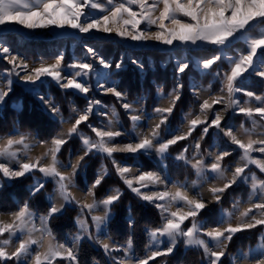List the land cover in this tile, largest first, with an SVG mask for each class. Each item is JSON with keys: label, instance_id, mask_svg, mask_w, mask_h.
I'll return each mask as SVG.
<instances>
[{"label": "snow or ice", "instance_id": "snow-or-ice-1", "mask_svg": "<svg viewBox=\"0 0 264 264\" xmlns=\"http://www.w3.org/2000/svg\"><path fill=\"white\" fill-rule=\"evenodd\" d=\"M86 9L95 10L102 15L93 16ZM141 25L145 27L142 28ZM7 26H20L30 31L70 28L85 34L93 31L114 33L122 39L154 40L168 46H172L174 42L193 48L212 46L217 51L211 58L202 60L200 67L205 70L212 69L218 61L226 59L228 69L223 72V86L220 89L226 95L211 97V102L204 99L199 105V115L189 119L193 113L185 114L188 131L181 134L178 130H169V138L166 139L162 135L161 126L168 123V117L180 100L182 85H177L167 94L171 106L156 107L155 116L149 117H159V123L148 134H137L126 143H115L116 138L125 135L114 127L119 123V114L115 107L110 114L101 113L107 118V123L97 126L88 121L94 110L101 106V101L89 100L83 110L72 107L71 111L75 116L65 120L59 107L41 96L46 110L54 116L59 115L60 123H70L71 127L66 133H57L50 141H35L34 137L19 129L0 136V176L14 180L40 173L41 178L36 179L31 189L32 196L45 190L46 183L50 182L54 186L53 192L48 196L47 210L42 214L35 212L28 201L20 204L15 211L0 212V216L10 217V221L0 219V264H56L58 260L79 264L77 244L85 236L99 245L113 264H150L159 257L171 255L181 243L186 248L202 251L203 259L208 264H222L228 245L237 233L264 226V177L254 170L264 173V139L259 138L264 136V94L245 91L237 84L244 73L264 78V0H106V3L101 0H0V28ZM153 27L156 30L149 31ZM239 41H243L246 47L237 57L222 55L234 42ZM88 52L95 55L92 48ZM0 53L5 55L11 65V69L4 70L6 83L0 87V103L12 91L11 77H20L21 72L25 73L22 77L25 83H35L41 77H51L63 89H74L85 95L90 91L83 78L94 71L92 63L77 62L68 65V68L74 70L68 76L63 74L62 57L54 63H41L39 67L29 70L28 63L11 54L9 47L0 44ZM99 63L104 68L111 67L103 59ZM116 67L120 68L121 65L117 64ZM188 68L189 63L183 61L178 64L177 71L184 73ZM216 75L220 77L221 73L217 71ZM105 91L121 102V107L129 114L134 129L139 126L141 116L135 114L137 110L133 103L128 102L127 94L116 86L108 87ZM240 92L249 99L241 101L236 98L235 94ZM252 100L256 102L255 107L250 104ZM216 104H223L225 111L232 109L243 114L246 120L240 123L239 130H242L246 140L239 138V130L234 125L221 124L223 117L219 111L212 112L213 118L209 120L207 113ZM246 123H250L251 127H246ZM81 125H87L94 136L81 131ZM198 128L200 140L209 134L210 128L223 133L240 150L239 160L242 163L230 165L225 162L235 151L228 148L217 152L208 162L213 154L202 152L201 144L197 140L191 155L188 154L189 148L185 147L175 157L195 171L198 180L189 184L187 181L181 183L173 180L161 171H142L114 156V153H155L163 161L171 154L172 146L188 140ZM257 129H260L259 133ZM254 135L257 138L254 139ZM74 136L79 137L83 154L79 155L75 163L71 159L64 162L61 159V150ZM36 146L47 147L42 155L33 157L30 153ZM253 153H260L261 156L257 158ZM90 155H99L111 161L116 174L127 188L142 201L159 210L161 223L158 227L148 229L150 243L143 256H135L131 238L125 244L117 245L109 234L102 231V226L110 218L111 207L122 195L120 189L116 188L105 198L96 199L95 189L108 174L106 165L101 166V172L84 193L85 197H91V202H83L73 194L74 178L83 167L85 158ZM134 167L138 174L131 175ZM229 173L231 179L228 178ZM204 181L223 182L222 186L213 185L208 189L216 203H220L222 195L234 185H248L250 191L247 203L251 207L240 211L241 201L236 200L232 209L224 212L217 226L207 227L202 218L198 219L206 208L203 194L192 191L198 189ZM57 198L61 201L59 206L55 203ZM68 204H75L81 213L77 218L79 233L70 244L58 241L49 227L50 221L62 213ZM97 209H102L103 215H95ZM87 216H91L90 222L86 219ZM233 217L238 220L235 225L232 223ZM92 226L97 230L95 235L91 231ZM113 253L122 255L114 256ZM243 255L245 264H264V232L261 233L258 256L248 261V254Z\"/></svg>", "mask_w": 264, "mask_h": 264}, {"label": "rangeland", "instance_id": "rangeland-1", "mask_svg": "<svg viewBox=\"0 0 264 264\" xmlns=\"http://www.w3.org/2000/svg\"><path fill=\"white\" fill-rule=\"evenodd\" d=\"M101 2L106 3V0H101ZM85 11L90 12V14L93 16L102 15V13H99L95 10L86 9ZM141 27L144 28L145 26L141 25ZM155 30L156 29L154 27L152 29H149V31H155ZM9 37L15 38V41H16L15 45L9 43ZM59 39H67V41L63 43L60 42L58 44L57 48L60 47L59 55H57L54 58L48 59V58L39 57L35 60L27 59L23 55L17 53L16 51H12L11 49L12 46L13 48H17L18 44L29 42V41L51 42V41H58ZM85 40L109 41L113 45L121 47L125 51H132V50L139 51L140 54L138 56V60L133 59L131 56L128 55V53L122 52L120 61H122L123 59V63L127 62L133 65L136 69H138V71L140 72L141 78L145 77V71H144V67L142 63L144 65H147L148 68H150V71H156V72L158 71L162 73L161 75L167 76V78L165 79L166 83L162 85L161 84L158 85L155 82H151V85L155 87L156 103L153 106H151L149 112H147L145 109V96H142L141 98L136 99L134 102H132L135 105V108L137 110L135 114H138V115L143 114L141 116V121L139 122L140 123L139 126H141L140 127L141 129L139 130L137 127H136L137 129L135 128V131L137 130L136 131L137 134L146 135L148 134V131L152 127L155 126V124L159 123V117L155 119H149V117L155 116L154 109L156 107L171 106L170 99L167 98V94L169 92H172V90L175 87H177V85H182V88H180V95H182V90H184L183 80L186 81V85H187L186 91L189 95V98L193 99V101L187 106L185 111L183 112L180 111V113L177 115L176 120L178 122L176 125H174L173 128H170L169 126L171 116L168 117L169 122L166 125L161 126V128H163V136L165 139L169 138L168 130L175 131V128H178V127L184 128V123H181V122H183L185 114H187V112L193 113V116H191V118H194L196 115L200 114L199 105L203 102L204 99L210 100L211 97H215L219 95H226V92L221 93L220 89L223 86L221 83V77L223 75V72L228 69L227 60L222 59L221 61H218L216 65H213L212 69L205 70L202 67H200V62L202 60L206 58H211V56L217 51L212 46H201L200 48H193L192 46L181 45L179 42H174L172 46H168V45H164L154 40L132 41L130 39H122L116 36L114 33L105 34V33H98V32L93 31L91 33L85 34V33H80L78 30H74L70 28L38 29L35 31L23 29L20 26H7V27L0 28V44H2L3 46L9 47L11 50V54L17 55L18 57L24 59L25 62H27L29 65V70H31L33 67H39L41 63H44V64L54 63L58 58H61V57L64 60L65 58L64 52L66 50L65 47L67 48L69 47L70 55L72 54L71 57H73V60L70 64L77 63V62H87V63H92L93 68H94V71L92 73H90L87 77L83 78V82L86 85H88L90 88V91L88 94L85 95L82 93L80 95V97L85 98L86 100L83 107L85 105L87 106V103L89 100H99V97L109 96L115 100L118 107L122 109V112L126 113L124 109L121 107V102L118 101L116 97H114L110 93H106L105 91V89L108 87H111V86L117 87V80L111 77L113 75L112 72L116 73L119 70H124L126 67V64L121 65V63L119 62L118 64L121 65V67L120 68L116 67L112 72L110 68H104L103 65L99 63L102 57H100L98 53L92 47L85 45L83 42ZM61 47H64V48L61 49ZM78 47L81 48V52H79V55L76 56L74 55V51ZM245 47L246 45L243 41L234 42L233 46L225 50L222 53V55L224 57H227V56L237 57L240 54V52L244 50ZM89 48H92L94 50L95 55L88 52ZM124 57H126V59H124ZM183 61H187L189 63V68L186 69L184 73H179L177 71L178 64ZM67 66L68 65L64 66L63 74L71 76L74 70L68 68ZM5 69H11V65L8 63L7 59L5 58V55L0 53V87H3L4 84L6 83V80L4 77ZM217 71L221 73L220 77L216 75ZM24 75L25 73L21 72L20 77H16V76L11 77V79L13 80L12 87L13 85H19L24 91L32 94L34 98H35V95H39L42 93L40 90V86L47 88L49 84H53V85L57 84L56 81L51 79V77H41V79L37 80L35 83H24V86H23L20 84V80L22 79ZM237 84L239 87H241L245 91H253L258 95L264 94V78H261L254 74L244 73V75L240 77L239 80L237 81ZM101 85H103V87H101ZM76 92H77L76 95L79 94L78 91ZM10 93L11 92H9V95ZM235 95H236V98H239L241 101H245L249 99L248 97L243 95V92L236 93ZM250 104L253 107L256 106V102L254 100L250 101ZM3 106H1V108H3ZM113 107L114 105L112 104V102L109 104H106L101 101V106L97 107L94 110V113L89 117L88 123H91L93 125L97 124V126L101 125V123H105L106 119L104 117L103 118L101 117L102 116L101 113L103 112L110 113ZM12 108L14 110L15 108H17L18 110L16 109V111H19L21 109V102L17 101L15 103H12ZM116 111L118 112L117 109ZM214 111H219L221 113L223 117L221 121L222 125L225 123L234 125L238 130H239L240 123L246 120L243 114H239L238 111L234 112L232 109H228L227 111H225L223 104H216L213 106V110L207 113L209 120L213 118L212 112ZM93 117L96 123L93 121ZM201 118L203 119V116H201ZM119 119H120V116H119ZM84 126L86 127V125ZM202 127L203 125L200 126V128ZM246 127L250 128L251 124L246 123ZM200 128H198L196 132L193 133L192 137H189L188 140H184L186 142L185 144L181 146L182 150L185 147H188L189 148L188 154L191 155L192 152L194 151L195 141L199 140L201 144V151L204 152L205 154L209 152L213 154V156L209 158L208 162H210L211 159L214 158V155L217 152L221 151L224 148H228L230 150L235 149V151L232 152L231 156L226 158L225 162L230 165H235L237 162L242 163V161L239 160L240 150L237 149L235 145H232L230 141L228 140V138L223 136V133H219L216 129L210 128L209 134L203 140H200ZM130 129H134V126L132 125ZM259 132H260V129H257V133ZM237 135L239 136V138L246 140V137L243 135L242 130L237 131ZM253 138L255 139L257 138V136L254 135ZM259 138L264 139V136H260ZM130 140L131 138L128 140V142ZM35 141H38V140L35 138ZM35 141H32V142L35 143ZM184 141H181V142H184ZM176 152L170 154L168 158H166L167 160H169L168 163L166 161V164H167L168 172H169V169H171V173L169 175H171L172 179L179 181V182L187 181L189 184H191V181L198 180V177L195 171L191 168L190 165H188V167H185L184 165H181V163L185 164L184 161L175 159L176 155L180 153V152L178 153ZM151 154L156 155L155 153H151ZM253 155L256 156L257 158L261 156L260 153H253ZM136 156L137 155H135V157ZM254 170L257 172L258 175L264 177V173H259L258 169H254ZM208 175L210 176L211 174L209 173ZM190 176L192 178H189ZM179 178H183V181H181ZM228 178L231 179L230 173H229ZM2 179L4 180V183H10L13 181V180H8L3 177ZM3 180L0 179V188L2 187ZM14 181H16V179ZM222 184H223L222 181H211V182L204 181L201 183L198 189L192 190V191H199L203 194L204 202L206 203V208L202 210V213H201L202 216L198 219L202 218L203 222L209 228L215 227L219 224L224 212L232 209V205L234 201L236 200L241 201L240 211H243L246 208L251 207V205L247 203L250 189L248 185L240 184V183H238L237 185H234L231 189L227 190L222 195L221 202L216 203L215 200L212 198L211 193L208 191V189L210 186H213V185L222 186ZM125 189L127 188L125 187ZM233 190H235L234 196L232 194ZM224 203L227 206H225ZM72 206H75V205L72 204ZM152 207L155 208L154 206ZM237 216H238V213H237ZM236 218L237 217H233V220H232L233 225H235L238 222ZM160 223H161V218H160ZM257 228H260V232L256 233L253 236V239L255 240V242H251L250 239H246L245 242L242 241L243 243L242 245L246 246V248L245 249L238 248V249H235L233 253H230V254L227 253L225 256V258H227V264H234V260H235V264H245V257L243 255L244 253L248 254L247 255L248 261H251L254 257L258 256V251H259V247L261 244V233L264 232V226H259ZM248 231H251V230H248ZM248 231L237 233L235 236L246 235L245 237H247L249 235L245 233ZM203 263L205 264L204 259H203Z\"/></svg>", "mask_w": 264, "mask_h": 264}, {"label": "trees", "instance_id": "trees-1", "mask_svg": "<svg viewBox=\"0 0 264 264\" xmlns=\"http://www.w3.org/2000/svg\"><path fill=\"white\" fill-rule=\"evenodd\" d=\"M69 40V39H68ZM67 39H59L58 41L43 42V41H29L18 44L17 48L11 47L12 51L23 55L27 59L35 60L39 57L54 58L59 55L60 47L58 44L65 42ZM85 45L92 47L102 59L108 62L111 67V72L116 68L120 62L121 65L126 64L124 70H119L116 73L112 72V78L117 80V87L120 91L127 94L128 101H135L136 99L145 96V109L149 112L151 106L156 103L155 87L151 82L162 85L167 78L166 75L156 71H150L147 65H143L145 77H140V72L133 65L123 63L120 61L121 53L126 52L133 59L138 60L139 51H125L121 47L115 46L109 41L85 40ZM9 43H16L14 37H9ZM63 45V44H62ZM65 45V44H64ZM64 47H61V49ZM64 64L71 59L70 48L65 47ZM81 48L74 51V55L78 56ZM126 59V57H124ZM126 61V60H125ZM145 63V62H144ZM141 64V63H140ZM182 95L170 118V128L177 124L176 117L180 111H185L187 106L193 101L189 98L187 93L186 81L183 80ZM40 90L44 94H49L53 97V101L58 105L60 113L66 118L69 115V102L72 100L78 108H82L85 104V98H82L72 92L61 91L53 84H49L47 88L40 86ZM145 94V95H144ZM103 103L109 104L112 102L114 107L118 110L121 122L125 128L129 127V122L125 117L122 109L118 107L112 97H99ZM21 102V109L16 111L12 108V103ZM14 129H19L23 133L33 135L38 141L50 140L59 129V122L47 116L41 109L37 100L29 92L24 91L19 85H13L10 95L7 97L3 108L0 109V136L11 133ZM81 130L90 134L84 125H81ZM186 141L177 143L170 149V153L178 151ZM79 141L73 137L67 145L61 150V159L65 162L66 156L69 152L74 154L79 146ZM126 163H132L135 159L141 162V169L148 171H156V166L150 162L146 157L138 154L136 157H119ZM169 160H167L168 163ZM104 163L108 168V175L102 180L101 184L95 189L96 199H100L110 187H118L122 191L120 199L111 207L112 219L107 225V232L112 237L113 241L119 245L125 244L128 238L133 240L135 256H143L147 247V240L144 235L145 228H155L160 225V218L155 208L141 202L137 197L133 196L121 183L116 176L113 167L109 160H105L98 155H90L85 158V174L82 177L79 173L76 175V184L82 190L87 188V185L93 182L95 178V171L101 163ZM171 165V163H170ZM169 168V167H168ZM171 169H169V174ZM32 176H36L33 174ZM32 176L28 175L10 183L2 184L0 188V212L15 211L16 208L25 201H28L33 206V210L37 213H44L47 210L48 203L46 195L50 193L52 185L46 183V189L42 190L36 196H32L27 191V186L32 183ZM192 176V174H191ZM189 178H192V177ZM0 179L2 177L0 176ZM183 181V178H179ZM236 190V189H235ZM235 190L232 191L234 196ZM225 204V203H224ZM225 206H227L225 204ZM80 212L79 208L75 206H67L60 215L55 216L49 223V227L53 231L57 240L61 243H67L68 239L76 233L74 225V218ZM208 215V214H207ZM202 216V214H201ZM128 217L132 222L129 223ZM260 232V228L253 229L246 232L249 236H234L233 240L228 245L227 253H233L235 249H245L242 241L250 239L255 242L253 236ZM79 264H113L108 262L103 253L99 249L93 248L87 241H82L79 245L78 251ZM13 264V262H8ZM56 264H64L63 262H56ZM150 264H204L203 254L199 250L184 249L182 243L178 244L175 252L167 257H160ZM222 264H227V258L222 259Z\"/></svg>", "mask_w": 264, "mask_h": 264}, {"label": "crops", "instance_id": "crops-1", "mask_svg": "<svg viewBox=\"0 0 264 264\" xmlns=\"http://www.w3.org/2000/svg\"><path fill=\"white\" fill-rule=\"evenodd\" d=\"M72 55V54H71ZM72 60H73V57H71V59L68 61V62H66L65 64L63 63V61H62V63H63V65L64 66H66V65H69L71 62H72ZM24 83H25V81L24 80H20V84L21 85H23L24 86ZM57 85V86H56ZM56 85H54V86H56L57 88H59L61 91H65V92H72V93H74V94H76L77 92H76V90H74V89H63V88H61L60 87V85L59 84H56ZM79 93V92H78ZM82 93H79V94H77L78 96H80ZM41 96H43L44 98H45V100H48V101H51V102H54L53 101V98L49 95V94H44V93H41V94H39V95H35V99L37 100V102L39 103V105L41 106V109L43 110V112L47 115V116H49L50 118H52V119H54V120H57L58 122H59V129H58V131L56 132V134L57 133H60V132H64V133H66L67 132V130L71 127V124L70 123H64V124H61L60 123V116L59 115H56V116H54L51 112H49V111H47L46 110V105H45V103H44V101H42L41 99H40V97ZM7 99V97H5V99H4V101L2 102V103H0V108H1V106H3L4 104H5V100ZM130 103H132V102H134V101H129ZM55 103V102H54ZM56 104V103H55ZM57 105V104H56ZM58 106V105H57ZM72 107H76L77 109H80V110H83L85 107H86V105L84 106V107H82V108H78L77 107V105L71 100L70 102H69V115L66 117V118H64L65 120H68V118L70 117V116H75V114L74 113H72V111H71V109H72ZM17 108H15V110H16ZM18 110V109H17ZM188 113V112H187ZM110 114V113H109ZM124 115H125V117L127 118V120H128V122H129V127L126 129V128H124V126H123V124H122V122L120 121V119H119V123H117V124H115L114 125V127L116 128V129H118V130H121V131H123L124 133H125V135H123V136H121V137H118V138H116V141H115V143H126V142H128V140L131 138H133V137H135V135L137 134L136 133V131H135V129H130V127L133 125V123H132V121L130 120V118H129V114L128 113H124ZM143 114H141L140 116H142ZM102 118L104 117L105 119H106V122L105 123H107V118L104 116V115H102L101 116ZM148 117H149V115H148ZM191 117H189V119H190ZM93 121L95 122V120H94V117H93ZM169 122V121H168ZM96 123V122H95ZM181 123H184V128H182V127H178V128H175V131H172V132H177V130L178 131H180L181 132V134L182 133H186L187 131H188V123H187V121H185V120H183V122H181ZM95 125H97V124H95ZM139 125H140V123H139ZM86 127H87V125H86ZM141 126H137V128L140 130L141 128H140ZM136 128V129H137ZM165 128V127H164ZM87 129L89 130V132L91 133V131H90V129L87 127ZM168 129V128H167ZM82 131V130H81ZM161 131H162V135H163V128H161ZM169 131V130H168ZM84 132V131H83ZM179 132V133H180ZM84 133H86V132H84ZM28 134V133H27ZM55 134V135H56ZM86 134H88V133H86ZM30 136H32V137H34L33 135H31V134H29ZM54 135V136H55ZM91 135H93L94 136V133H91ZM131 136V137H130ZM74 137H76V136H74ZM77 139H78V141H79V146H78V149H77V151L74 153V154H72L71 152H69L68 154H67V156H66V159H65V162H68V160L69 159H71V161H72V163H75L76 161H77V159L79 158V155H82L83 154V152H82V145H81V141H80V139H79V137H76ZM51 140V139H50ZM50 140H48V141H50ZM180 143V142H179ZM175 146V145H174ZM174 146H172V147H174ZM46 147L47 146H44V147H41V146H37L35 149H33L32 150V152L30 153L33 157H35V156H39V155H42L43 154V152L46 150ZM171 147V148H172ZM170 148V149H171ZM182 150V148L181 149H179L176 153H178V152H180ZM135 155H138V154H135ZM135 155H133V154H130V153H114V156L116 157V156H119V157H129V156H131V157H135ZM141 155H143L144 157H146L150 162H152L155 166H156V168H157V170L156 171H161L163 174H165V175H168V176H170L171 177V175H169V172H168V169H167V164H166V161H167V159H165V160H163V161H161L160 160V158L158 157V156H156V155H152V154H141ZM94 156V155H93ZM99 156V155H98ZM101 157V156H100ZM102 158V157H101ZM117 158V157H116ZM168 158V157H167ZM118 160H121L122 162H124L122 159H120V158H117ZM110 163H111V161H110ZM124 163H126V162H124ZM179 163H181V162H179ZM126 164H128V165H135L136 167H138V168H140V170H142L141 169V163L138 161V160H134L132 163H126ZM102 165H105L103 162L99 165V167L96 169V171H95V178H94V180L96 179V177H97V175H98V173H100L101 172V166ZM181 165H184L185 167H188V165H186V164H183V163H181ZM111 166H112V164H111ZM113 167V166H112ZM113 169H114V172H115V174H116V171H115V168L113 167ZM69 171H70V169H69ZM142 171H148V170H142ZM80 174L82 177H84V174H85V165H83V167L82 168H80L79 170H78V172H77V174ZM36 174V176H32L33 174H29L30 176H32L33 178H32V183L30 184V185H28L27 186V191L29 192V194L31 195V189L33 188V185L35 184V181H36V179H39V178H41V174L40 173H35ZM76 174V175H77ZM136 174H138L137 172H136V168L134 167L133 168V172H132V174L131 175H136ZM108 175V174H107ZM106 175V176H107ZM106 176H104V178L106 177ZM116 176L119 178V180L121 181V183L123 184V186L124 187H126L127 188V186L123 183V180H121L120 179V177L116 174ZM2 177V176H1ZM103 178V179H104ZM172 178V177H171ZM20 179V178H19ZM1 180H3V179H1ZM15 180V179H14ZM13 180V181H14ZM17 180V179H16ZM94 180H93V182H94ZM4 181V180H3ZM92 182V183H93ZM185 182V181H184ZM184 182H181V183H184ZM192 182V181H191ZM50 183V182H49ZM92 183H90L89 185H87V188L85 189V190H82L81 188H79V186H77V184H76V176H75V178H74V184H75V187L72 189V191H73V194L77 197V199H80L81 201H83V202H91V197H85V195H84V193L86 192V190L92 185ZM51 185H52V188H51V191H50V193H52L53 192V184L51 183ZM116 188H118V187H110V188H108L107 190H106V192H105V194L100 198V199H103V198H105L109 193H111L114 189H116ZM128 189V188H127ZM129 191H130V193L131 194H133V196H135V197H137L136 196V194L135 193H133L130 189H128ZM173 191L175 190V189H172ZM121 191V190H120ZM49 193V194H50ZM121 193H122V191H121ZM49 194H47L46 195V201H47V203L49 204V200H48V196H49ZM141 202H144V203H147V202H145V201H142L139 197H137ZM100 199H98V200H100ZM55 203L59 206V204L61 203V201L57 198L56 200H55ZM148 204V203H147ZM72 204H68V205H66L65 207H67V206H71ZM73 205H75V204H73ZM148 205H150V204H148ZM151 206H153V205H151ZM75 207H76V205H75ZM77 208H79V207H77ZM80 210V209H79ZM156 211H157V213L159 214V216H160V212H159V210L158 209H156ZM61 213H59V214H57V215H60ZM80 212L78 213V215L74 218V225H75V227H76V233L75 234H73L69 239H68V241H67V243L66 244H70L72 241H73V239H74V237L79 233V225L77 224V218L80 216ZM95 215H103V211H102V209H97L96 210V212L94 213ZM56 215V216H57ZM3 216V217H2ZM1 216V218L0 219H2V220H5V221H10V217L9 216H7V215H2ZM112 212H110V218L108 219V221L106 222V224L105 225H103L102 226V231L103 232H106L107 234H108V232H107V225H108V223H109V221L112 219ZM161 218V217H160ZM86 219L90 222L91 221V216H87L86 217ZM128 221H129V223H131L132 222V220H131V218L129 219V217H128ZM148 229H151V228H145L144 229V235H145V237H146V240H147V246L149 245V243H150V240H149V236H148ZM91 231H92V233H93V235H95V234H97V230H96V228H95V226H92L91 227ZM82 241H87L93 248H95V249H99L102 253H103V255L105 256V258L107 259V261L108 262H111V263H113V261L111 260V258L109 257V256H107V255H105V253H104V251L102 250V248H100V246L99 245H97V244H95L92 240H89L88 238H87V236H85L82 240H80L79 242H78V244H77V252L79 251V245H80V243L82 242ZM117 244V243H116ZM117 245H119V244H117ZM185 249H190V248H186V247H184ZM146 249H147V247H146ZM146 249H145V252H146ZM10 251L12 250V249H9ZM145 254V253H144ZM112 255H114V256H119V255H122V253H113ZM205 260V259H204ZM57 262H63L64 264H68V262L67 261H61V260H58ZM152 262V261H151ZM94 264H97V263H94ZM205 264H208V261L207 260H205Z\"/></svg>", "mask_w": 264, "mask_h": 264}, {"label": "bare ground", "instance_id": "bare-ground-1", "mask_svg": "<svg viewBox=\"0 0 264 264\" xmlns=\"http://www.w3.org/2000/svg\"><path fill=\"white\" fill-rule=\"evenodd\" d=\"M237 219V218H236ZM238 221V220H237Z\"/></svg>", "mask_w": 264, "mask_h": 264}]
</instances>
